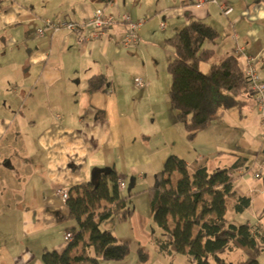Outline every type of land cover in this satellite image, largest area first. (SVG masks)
Here are the masks:
<instances>
[{"label": "crops", "instance_id": "1", "mask_svg": "<svg viewBox=\"0 0 264 264\" xmlns=\"http://www.w3.org/2000/svg\"><path fill=\"white\" fill-rule=\"evenodd\" d=\"M96 8L142 21L139 42L121 43L125 24L120 20L107 37L92 42L80 43L68 29L37 35L47 17L80 21ZM192 19L220 33L205 70L200 63L203 72L231 54L239 55L245 70L253 56L264 80V0H0V264H43L45 249L63 251L72 220L57 188L91 180L96 167L115 166L126 183L123 193L134 165H119V154L128 144L148 146L151 135L143 122L165 110L172 144L162 159L176 154L190 167L205 162L216 170L244 156L246 167L254 165L262 125L250 91L234 105L211 82L208 105L220 118L193 141L177 119L166 71L175 51L167 39ZM93 75L105 76V88L89 90ZM135 76L147 77L149 85L137 87ZM234 177L235 189L251 197L241 222L264 228V180L251 173ZM114 227L103 228L126 240ZM233 252L236 263L244 259L242 251ZM259 258L263 264L262 253Z\"/></svg>", "mask_w": 264, "mask_h": 264}, {"label": "trees", "instance_id": "2", "mask_svg": "<svg viewBox=\"0 0 264 264\" xmlns=\"http://www.w3.org/2000/svg\"><path fill=\"white\" fill-rule=\"evenodd\" d=\"M220 33L217 28L200 19H192L167 39L175 51L167 69L172 82L169 91L177 119L183 123L189 140L198 132L219 120L217 109L208 105L209 84L226 91L234 102L250 91V79L240 64L239 55L226 56L212 64L207 73L201 62L215 55L214 44ZM103 75L88 80L90 91L105 88ZM251 95V92H250ZM247 157L239 156L230 167L210 170L205 162L190 167L187 161L169 155L160 171L157 182L149 187V204L157 230L151 241L164 255L181 253L187 256L185 264H259L264 250V228L228 218L233 209L243 213L251 206V197L234 187L231 172L247 166ZM178 172L176 182L172 176ZM119 171L115 166L96 167L91 180L70 188L66 199L71 220L77 223L73 238L63 251L45 249L43 264H101V261H119L130 253V244L104 229L102 223L110 218L123 221L134 209L129 195L119 187ZM240 249L244 259L234 263L225 258L226 250ZM142 262L149 253L138 249Z\"/></svg>", "mask_w": 264, "mask_h": 264}, {"label": "rangeland", "instance_id": "3", "mask_svg": "<svg viewBox=\"0 0 264 264\" xmlns=\"http://www.w3.org/2000/svg\"><path fill=\"white\" fill-rule=\"evenodd\" d=\"M202 69L205 70V67L208 65L207 62H202ZM168 72V70H166ZM166 72V73H167ZM169 73V72H168ZM169 94V92H168ZM167 96V95H166ZM162 95V97L166 98ZM169 99H170V95ZM167 96V98H168ZM159 98V96H157ZM171 101V100H170ZM146 107V109H145ZM144 110L148 111L150 108L145 105ZM162 111V109H161ZM166 112V110H165ZM158 113L156 119L154 116L144 121V132L150 133L151 138H147L145 144L148 146H142L139 142L136 144H128L127 148L123 149L119 156V165H124L126 162L132 163L134 167L130 171V174L127 175V188L123 190V194L129 195L130 205L134 209L132 215L124 219L123 221L118 220L117 218H110L102 223V227L105 226H114L117 232L121 234L123 238L129 241L130 244V253L128 256L119 261H101V264H185L188 263V258L186 255L177 253L174 255H164L160 253L152 241H150V235H152L154 230H157V226L153 220L150 204H149V195L148 189L157 182L156 174L160 168H162L166 159L163 158V153L169 150V145L172 144V141L168 138L166 129V120L167 113ZM183 125V123L181 124ZM184 127V125H183ZM185 128H183V131ZM173 134V133H172ZM134 143V140L131 139ZM142 140V139H141ZM176 140V139H175ZM193 141V140H190ZM178 144V141H176ZM262 146L261 150L258 152V147L254 150V153L258 154V159L255 162H261L264 160V141L259 140L258 146ZM171 147V146H170ZM253 153V154H254ZM162 154V156H160ZM170 155V153H167ZM168 155V156H169ZM167 156V157H168ZM251 156V155H250ZM254 156V155H252ZM251 156V157H252ZM127 158V161L126 159ZM253 158V157H252ZM163 160V161H162ZM213 163H210V168H212ZM142 175L140 178L139 175ZM139 176V177H138ZM179 173L176 172L172 176L173 182H176ZM133 179H135L133 181ZM240 213L235 212L233 209L228 211V218L230 221L241 222ZM72 233H75L77 230V223L72 220L70 224ZM67 239V238H66ZM142 247L149 253V258L147 261L142 262L138 255V249ZM238 251H241L238 249ZM222 255L228 260L236 263L237 262V253L233 250H226ZM264 257V250L262 251ZM264 264V259H263Z\"/></svg>", "mask_w": 264, "mask_h": 264}, {"label": "built area", "instance_id": "4", "mask_svg": "<svg viewBox=\"0 0 264 264\" xmlns=\"http://www.w3.org/2000/svg\"><path fill=\"white\" fill-rule=\"evenodd\" d=\"M231 8L227 7L226 12H229ZM120 20L125 24V34L121 40V43L125 46L136 45L140 40V26L142 21H136L132 16L124 12L118 17L112 13H106L103 8H96L92 16L82 19L80 21L72 20L66 16L64 17H47L44 19L42 26L37 30L38 36H43L47 32H57L61 29H68L75 32L77 39L80 43L92 42L94 39L104 38L109 35L110 27ZM165 23L161 22V26ZM237 51L243 53V47L237 45ZM245 73L250 79V92L256 100L259 112L260 121L262 125V140L264 141V80L261 72L257 69L256 58L248 57L247 67ZM137 87H147L149 85V79L143 76H135L133 79ZM239 173L241 176H246L248 173L252 174V177L264 180V160L261 162H255L250 169L245 167H238L231 172L234 176ZM120 189L125 188L126 183L124 180L119 179ZM57 193L66 201L70 187L60 186L57 188ZM68 240L73 238V234L68 232L66 235Z\"/></svg>", "mask_w": 264, "mask_h": 264}]
</instances>
